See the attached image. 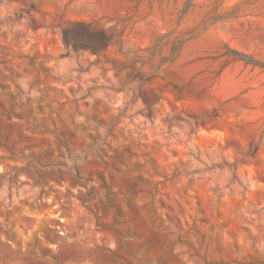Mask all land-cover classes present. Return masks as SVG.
<instances>
[{
    "label": "rangeland",
    "instance_id": "rangeland-1",
    "mask_svg": "<svg viewBox=\"0 0 264 264\" xmlns=\"http://www.w3.org/2000/svg\"><path fill=\"white\" fill-rule=\"evenodd\" d=\"M0 264H264V0H0Z\"/></svg>",
    "mask_w": 264,
    "mask_h": 264
}]
</instances>
